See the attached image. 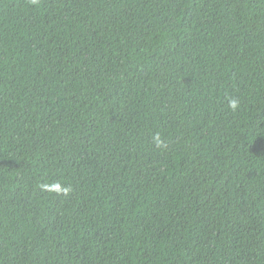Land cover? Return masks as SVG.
<instances>
[{
  "label": "trees",
  "instance_id": "trees-1",
  "mask_svg": "<svg viewBox=\"0 0 264 264\" xmlns=\"http://www.w3.org/2000/svg\"><path fill=\"white\" fill-rule=\"evenodd\" d=\"M0 264H264V0H0Z\"/></svg>",
  "mask_w": 264,
  "mask_h": 264
},
{
  "label": "clouds",
  "instance_id": "clouds-1",
  "mask_svg": "<svg viewBox=\"0 0 264 264\" xmlns=\"http://www.w3.org/2000/svg\"><path fill=\"white\" fill-rule=\"evenodd\" d=\"M230 107H231L233 110H235V109L238 107V101H236V100H232V101L230 102Z\"/></svg>",
  "mask_w": 264,
  "mask_h": 264
}]
</instances>
